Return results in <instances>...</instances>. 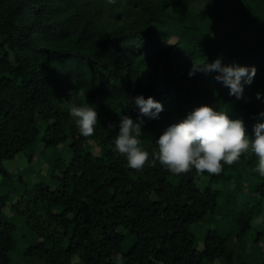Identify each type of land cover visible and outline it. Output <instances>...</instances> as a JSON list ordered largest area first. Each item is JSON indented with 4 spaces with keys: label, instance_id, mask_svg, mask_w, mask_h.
<instances>
[{
    "label": "trees",
    "instance_id": "trees-1",
    "mask_svg": "<svg viewBox=\"0 0 264 264\" xmlns=\"http://www.w3.org/2000/svg\"><path fill=\"white\" fill-rule=\"evenodd\" d=\"M217 59L257 69L242 99L215 79L219 72L189 76L194 64ZM192 87L200 89L195 102ZM140 95L164 111L144 117L138 138L149 163L138 171L113 149L120 119L138 118L132 98ZM82 104L99 119L87 138L70 115ZM221 104L254 138L264 123V0H0V264H116L117 254L122 264H264V244L251 262L250 251H231L225 228L239 227L237 241L251 231L256 206L238 210L222 185L242 174L264 197L254 154L220 175L151 166L167 127ZM38 143L45 155L27 156L33 174L8 167ZM201 222L216 223L198 249L191 229ZM263 238L264 228L253 232L255 242Z\"/></svg>",
    "mask_w": 264,
    "mask_h": 264
},
{
    "label": "clouds",
    "instance_id": "clouds-1",
    "mask_svg": "<svg viewBox=\"0 0 264 264\" xmlns=\"http://www.w3.org/2000/svg\"><path fill=\"white\" fill-rule=\"evenodd\" d=\"M116 0H106L107 5H114ZM197 71L221 73L215 79L230 89L229 95L242 99L244 85H250L256 76L257 69L241 66H222L221 60L206 63L204 66L194 64L189 76ZM84 95L83 91L79 92ZM71 95V93H70ZM139 109L136 120L123 116L119 121V132L114 140V151L124 156L131 169L142 170L149 163V153L141 147L138 138L145 125L144 117L149 120L158 119L164 111V105L153 97L144 98L143 95L132 98ZM260 99V94H257ZM70 115L75 119L81 136L87 138L95 134L99 121L98 113L90 104L72 105ZM260 117L264 118V112ZM109 124V128H115ZM254 138L249 137L243 120H233L227 111L203 105L190 111L186 118L166 128L156 140L158 152L154 155L151 166L158 161L161 166L174 175H186L193 171L203 175H220L224 166H233L240 162L242 156L252 153L257 158L254 169L260 177H264V123L254 125ZM109 147H112L111 145ZM254 224L260 223L254 220ZM116 264H122L123 257H114Z\"/></svg>",
    "mask_w": 264,
    "mask_h": 264
},
{
    "label": "rangeland",
    "instance_id": "rangeland-1",
    "mask_svg": "<svg viewBox=\"0 0 264 264\" xmlns=\"http://www.w3.org/2000/svg\"><path fill=\"white\" fill-rule=\"evenodd\" d=\"M222 16L225 14L220 13ZM235 36L233 34H229L227 39H226V46L231 47L233 45ZM173 41H176L173 39ZM178 45L182 48L188 49L189 45L184 42H178ZM248 50L250 52L253 51L255 47V39L251 38L249 40V45H248ZM200 95V89L197 87H192L189 92H188V97L192 101H196L199 98ZM217 110L221 111H226V107L224 104H221L218 106ZM36 153V158H40L42 154L45 155V153L42 150V145L38 143L34 148L27 149L25 151V155L21 154L17 157L14 162H10L8 164V167L15 173L21 172L25 176L33 174L35 170V165L33 163H29L28 161V155L31 153ZM65 156H68V152L64 153ZM229 189V197L230 201H232L234 204H236V207L238 210H240L243 206L244 203L248 202V205L250 207L256 206V208L250 210V213L248 215V222L251 225V231L248 233V235L242 240V241H237L236 240V235L239 233V227L229 224L226 225L225 228L227 232L231 233V235L234 238L233 243L230 245L231 251H236L237 249L241 248L245 251H250L252 253V258L251 262H254V260L257 258L260 252V246L264 244V238L262 241L255 242L253 240V232L255 231H262L264 228V197H261L257 192H255L253 186H251V182L249 178L245 175L242 174H235L231 173L225 178L224 185ZM2 192L0 191V199L3 198ZM10 212V210H8ZM236 211L230 212L231 216L236 215ZM254 220H259L260 223L254 224ZM216 222H201L196 225L192 226V231L194 232L195 238H196V246L198 249H202L204 247V234L206 231L214 227L213 224ZM130 244H126V249L128 250ZM220 264V263H219Z\"/></svg>",
    "mask_w": 264,
    "mask_h": 264
}]
</instances>
